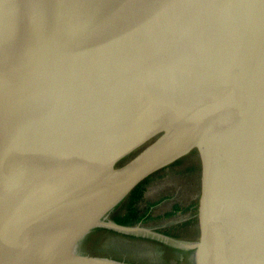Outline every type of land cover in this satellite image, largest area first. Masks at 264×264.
<instances>
[{
    "label": "water",
    "instance_id": "1",
    "mask_svg": "<svg viewBox=\"0 0 264 264\" xmlns=\"http://www.w3.org/2000/svg\"><path fill=\"white\" fill-rule=\"evenodd\" d=\"M104 237L264 264V0H0V264H146Z\"/></svg>",
    "mask_w": 264,
    "mask_h": 264
},
{
    "label": "flooded vegetation",
    "instance_id": "2",
    "mask_svg": "<svg viewBox=\"0 0 264 264\" xmlns=\"http://www.w3.org/2000/svg\"><path fill=\"white\" fill-rule=\"evenodd\" d=\"M128 158L125 159V161ZM196 185V184H195ZM198 188H200V180L198 182ZM199 201L197 202L198 205ZM159 205V204H158ZM178 207V206H176ZM174 208V212H178V210ZM169 213L170 211H167L164 213L165 215ZM127 215V210L123 211L121 215H112V219L117 222L118 219L125 217ZM184 216V215H183ZM179 217L176 218L177 216H173L172 218L160 222L154 225H148L147 222H138V223H143L146 226L155 228L157 231L166 234L168 236L178 238V239H185V240H196L200 236V229L199 225H190L187 223H184V217ZM146 217H152L151 216V210L149 211V214L146 215ZM174 218V219H173ZM136 223V224H138ZM134 224V225H136ZM108 234V233H105ZM111 235V234H110ZM128 240H134L131 238H127ZM106 238L104 237V240L102 239L101 246L105 247L107 246L106 243ZM140 241H145L148 243H151L155 245V250L154 252H149L144 246L139 247H130L128 245H131V243L127 244L125 241H120V240H113L110 242V247L116 252L120 253H125L126 255H129V257H124L127 258L128 260L131 261H138L141 263H146V264H168L172 259V249L160 244L158 242H153V241H146V240H140ZM136 242V241H135ZM134 246V245H131ZM105 247V248H108Z\"/></svg>",
    "mask_w": 264,
    "mask_h": 264
},
{
    "label": "trees",
    "instance_id": "3",
    "mask_svg": "<svg viewBox=\"0 0 264 264\" xmlns=\"http://www.w3.org/2000/svg\"><path fill=\"white\" fill-rule=\"evenodd\" d=\"M132 193H134V191ZM176 209L179 211V207H176ZM126 210H127V215L125 217L118 219L117 223L122 225H134L138 222H142V221L148 222L150 220V217L139 216L137 208L132 203L127 207Z\"/></svg>",
    "mask_w": 264,
    "mask_h": 264
}]
</instances>
